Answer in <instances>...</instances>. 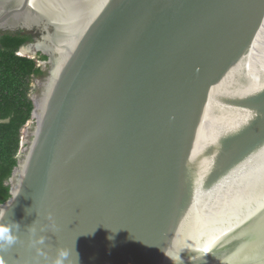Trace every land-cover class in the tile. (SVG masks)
<instances>
[{
  "label": "water",
  "instance_id": "1",
  "mask_svg": "<svg viewBox=\"0 0 264 264\" xmlns=\"http://www.w3.org/2000/svg\"><path fill=\"white\" fill-rule=\"evenodd\" d=\"M3 32L46 60L0 264H264V0H0Z\"/></svg>",
  "mask_w": 264,
  "mask_h": 264
},
{
  "label": "trees",
  "instance_id": "2",
  "mask_svg": "<svg viewBox=\"0 0 264 264\" xmlns=\"http://www.w3.org/2000/svg\"><path fill=\"white\" fill-rule=\"evenodd\" d=\"M29 40L26 33L0 34V202L9 197L6 182L17 163L21 129L33 108L32 83L43 73L39 61L46 60L40 53L35 57L19 54Z\"/></svg>",
  "mask_w": 264,
  "mask_h": 264
},
{
  "label": "clouds",
  "instance_id": "3",
  "mask_svg": "<svg viewBox=\"0 0 264 264\" xmlns=\"http://www.w3.org/2000/svg\"><path fill=\"white\" fill-rule=\"evenodd\" d=\"M2 216V213H0ZM16 231H13V228L7 224H0V249L10 248L14 246L18 241V230L19 224H15ZM34 231V229H31ZM40 243L44 242L43 237L39 240ZM71 249L58 248L57 255L53 260L52 264H66L68 262V257L71 254Z\"/></svg>",
  "mask_w": 264,
  "mask_h": 264
},
{
  "label": "rangeland",
  "instance_id": "4",
  "mask_svg": "<svg viewBox=\"0 0 264 264\" xmlns=\"http://www.w3.org/2000/svg\"><path fill=\"white\" fill-rule=\"evenodd\" d=\"M20 53V52H19ZM22 53V52H21ZM40 65V63H38ZM41 66V65H40ZM42 67V66H41ZM34 81V80H33ZM33 84V83H32Z\"/></svg>",
  "mask_w": 264,
  "mask_h": 264
},
{
  "label": "bare ground",
  "instance_id": "5",
  "mask_svg": "<svg viewBox=\"0 0 264 264\" xmlns=\"http://www.w3.org/2000/svg\"><path fill=\"white\" fill-rule=\"evenodd\" d=\"M21 52L24 53L22 49H21ZM25 53H26V52H25Z\"/></svg>",
  "mask_w": 264,
  "mask_h": 264
}]
</instances>
